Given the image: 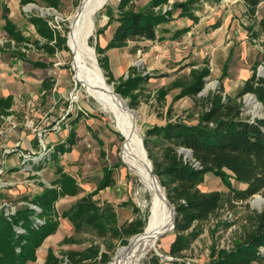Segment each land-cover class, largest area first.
<instances>
[{
	"label": "rangeland",
	"instance_id": "1",
	"mask_svg": "<svg viewBox=\"0 0 264 264\" xmlns=\"http://www.w3.org/2000/svg\"><path fill=\"white\" fill-rule=\"evenodd\" d=\"M118 1L107 0L93 16V30L89 36L92 37V45L89 38L87 42L93 48L96 59L93 45L96 42L100 45L102 36L109 33L117 22H111L101 34L97 31L111 15L116 14ZM172 1L163 10H169ZM80 3L81 0H60L55 8L48 6L45 0H30L27 3L23 0H0V45L5 47L7 42L2 19L7 13L31 41L40 39V36L28 18L32 15L43 17L52 29L66 35L68 46V50L48 55L29 43V47L22 48L26 53L25 60L11 57L7 48L0 50V94H12L14 97L13 115L5 117L6 120L0 124V168H4L0 174V206L6 216L13 215L12 212L23 206L30 207L31 203L24 198L38 194L40 187L49 186L57 176L59 166L72 175L81 187L77 195L64 196L55 203L59 213L81 196L96 190L94 200L99 205L111 204L118 225L127 224L143 218L146 212L149 216L150 195L141 191L138 178L121 159L123 136L115 126L113 115L90 96L83 83L76 78L68 33L70 18ZM147 3L148 0H136L135 8L140 9ZM178 12H173L172 20L166 24L170 30L164 33L161 40L140 41L139 44L128 42L124 46L126 48L119 47V50L113 51L112 67L109 64L112 82L107 81L101 69L113 88L127 78L132 66L139 74L151 76L143 84V89L138 90L137 105H128L137 113L136 124L141 138L148 127L164 124L167 119L197 122L198 114L206 106L204 99L221 86L223 94L236 96L248 75L244 70H252L255 64L257 76L264 78V63L260 61L264 55V36L258 26L259 18L264 17V3L258 6L254 17L248 16L239 0L197 5L195 14L199 20L196 23ZM249 27H253L252 31L248 30ZM254 33L257 36L253 38ZM33 61H41L46 67H34ZM203 67H207L210 74L205 77L201 92L195 98H176L181 90L180 84L189 83L191 69ZM44 80L52 86L45 88L42 85ZM72 92L78 96L73 103L70 102ZM248 95L250 93L241 98L243 114L262 116L264 105L253 94L256 102L250 103ZM121 97L127 104L130 102L129 96ZM24 136L36 140L38 152L46 146V154L39 155L36 161H24L14 151L5 152L6 149L18 148L16 142ZM68 137L74 140L70 151L55 158L49 156L54 146L67 143ZM185 156L189 155L185 153ZM42 158H45L44 167L37 171L32 164ZM10 160L17 164L11 167ZM105 175L110 177V184L98 189ZM226 180L236 188L242 187L229 176ZM18 181L24 185L27 181L28 184L24 189L19 187L18 191H9L17 187ZM200 188L203 191L226 189L223 181L211 172L205 175ZM257 197L264 199L263 195L255 194L244 201H235L233 208L227 206L208 219L195 223L193 229L198 235L179 255H171L168 251L175 237L172 230L171 239L167 243L159 241L156 249L149 251L138 264H209L212 250L231 248L252 228L254 214L264 213V204L258 203ZM132 237L127 244H122L118 237H100L90 229L77 233L68 219L60 218L56 232L44 239L36 251V259L27 264H44L49 250L62 259L67 251L81 252L91 245L100 246V251H108L112 261L117 250L127 246ZM252 264H264V261Z\"/></svg>",
	"mask_w": 264,
	"mask_h": 264
},
{
	"label": "trees",
	"instance_id": "2",
	"mask_svg": "<svg viewBox=\"0 0 264 264\" xmlns=\"http://www.w3.org/2000/svg\"><path fill=\"white\" fill-rule=\"evenodd\" d=\"M29 1L23 0V3ZM45 1L48 6L55 8L60 2ZM135 1L119 0L116 14L111 15L102 29L97 31V34H101L112 21L117 22L105 47L97 42L93 45L98 64L109 83L113 81V77L106 50L124 47L130 41L161 40L164 38L162 33L169 31L165 25L172 20L175 10H179L180 16L196 23L199 20L195 14L197 5L221 0H174L169 10H163V7L170 0H148L140 9L135 8ZM241 1L249 17H254L258 6L264 3V0ZM5 11L8 12V8ZM2 19L7 42L5 47L0 45V50L7 48L15 59H26L22 48L29 47V43L48 55H54L62 49L68 50L66 35L58 29H52L43 17L32 15L28 18V22L40 36V39L32 41L22 33L7 13L3 14ZM258 26L264 36V17L258 20ZM252 29L253 27L248 28L249 31ZM256 36L254 33L252 37ZM89 43L92 45V37L89 38ZM260 61L264 63V55ZM32 65L46 67L41 61H33ZM256 66H253L251 76L243 82L236 96L223 94L222 86L210 93L204 99L206 106L198 114L197 122L167 119L164 124H155L145 130L142 142L151 161L152 172L159 178L175 211V237L168 250L171 255L181 254L188 248L190 241L197 237L198 233L193 229L195 223L208 219L221 209L228 208L227 206L233 208L235 201H244L255 194L264 196V114L260 117L243 114L241 101L243 95L250 93L264 105V78L257 76ZM129 70L131 72L127 78L120 81L114 89L124 98L129 96L128 105L135 107L138 103V90L143 89V84L151 76L139 74L133 66ZM209 74L207 67L192 68L189 83L180 84L181 90L176 98H195L203 89L205 77ZM47 81L44 80L42 85L50 88L52 83ZM12 104L13 95L0 97V124L3 122L2 116L10 114ZM67 139V143L61 142L54 146V151L49 156L53 155L55 158L58 154L70 151L74 140L71 137ZM186 152H189V156H185ZM44 160L42 158L33 162L32 167L37 171L41 170ZM209 172L223 181L225 190H201L200 185ZM56 174L50 185L43 187L42 192L24 198L25 201L37 205L40 211L23 206L13 215L6 216L4 208L0 206V264H27L35 260L38 247L45 238L56 232L60 218L68 219L77 233L90 229L100 237H118L122 244H127L130 237L143 231L148 212L143 218L118 225L113 206L109 203L99 205L94 200L96 190L81 196L68 209L59 213L55 203L64 196L77 195L81 187L62 167L58 166ZM228 176L242 184V187H234L226 180ZM109 184L110 177L105 175L97 188L102 189ZM15 227L24 231L18 233ZM110 259L108 251H100V246L91 245L81 252L67 251L62 259L49 250L44 264H108ZM262 261L264 213H256L252 217V228L231 248L211 251L209 264H252Z\"/></svg>",
	"mask_w": 264,
	"mask_h": 264
},
{
	"label": "bare ground",
	"instance_id": "3",
	"mask_svg": "<svg viewBox=\"0 0 264 264\" xmlns=\"http://www.w3.org/2000/svg\"><path fill=\"white\" fill-rule=\"evenodd\" d=\"M106 1L81 0L70 18L68 45L74 55L73 66L77 80L83 83L90 96L113 115L115 126L123 136L121 159L127 169L138 178L141 191L150 195L149 216L143 231L133 236L127 246L119 248L109 263L138 264L149 251L156 249L159 241L167 243L171 239L172 212L164 188L159 178L153 174L151 162L142 146L136 124L137 113L129 108L126 100L106 81L94 50L87 42L93 30V16ZM248 101L256 102L252 94L248 95ZM257 202L264 204V199L257 197Z\"/></svg>",
	"mask_w": 264,
	"mask_h": 264
},
{
	"label": "crops",
	"instance_id": "4",
	"mask_svg": "<svg viewBox=\"0 0 264 264\" xmlns=\"http://www.w3.org/2000/svg\"><path fill=\"white\" fill-rule=\"evenodd\" d=\"M239 1H241V0H239ZM170 2V1H169ZM173 2V1H172ZM242 3H243V1H241ZM204 3V2H203ZM208 3H213V2H208ZM244 5V4H243ZM246 9V8H245ZM179 13V12H178ZM260 19V18H259ZM115 21H112V23H114ZM116 25H112V30H110L109 31V33L108 32H106V34H105V36H102L103 38H102V41H101V44H100V46L101 47H105L106 46V44H107V42L109 41V39L111 38V35H112V32H113V29H114V27H115ZM34 27V26H33ZM165 27L166 28H168L166 25H165ZM35 29V28H34ZM168 30H170V28H168ZM169 32V31H168ZM162 35H165L164 33H162ZM145 41H149V40H145ZM130 42H132V43H137V42H135V41H130ZM139 42L140 41H138V43L137 44H139ZM152 42V41H151ZM157 42V41H156ZM123 48H126V47H123ZM115 50H119V48H110V49H108V50H106V52H105V54L108 56V59H109V64H110V66L112 67V55H113V51H115ZM245 72H248V75L245 77V79H244V81L247 79V78H249L250 76H251V74H252V70H244ZM222 75H223V72H222ZM224 76V75H223ZM243 81V82H244ZM243 82H242V84H241V86L243 85ZM4 86H5V84H4ZM7 95H9V94H0V97H2V96H7ZM12 95V94H11ZM13 104H14V97H13ZM13 104H12V106H11V108H10V114L9 115H7L6 117H8V116H12L13 114ZM3 117V121H4V119H5V117L4 116H2ZM6 120V119H5ZM3 123V122H2ZM16 146H18V148L17 147H15V148H13V149H15V150H27V151H31V152H37L38 150L36 149L37 148V142H36V140H32L31 138H29V136H24L23 138H21V140L20 141H18V142H16ZM15 152V151H14ZM16 153V152H15ZM17 154V153H16ZM17 164V163H16ZM16 164H14V162L12 161V160H10V162H9V165L11 166V167H14ZM21 171V170H20ZM19 171V172H20ZM11 173H14V172H11ZM32 173V172H31ZM32 183H33V181H31ZM24 183H27L28 184V182L26 181V182H24ZM31 183V184H32ZM27 184H25V185H27ZM17 185V187H14V188H10L9 189V191H12L13 189H17L16 191H18V189H19V187H22L23 189H24V187H26L24 184H23V182L22 181H18V183L16 184ZM42 190H43V187H40V191L38 192V193H40V192H42Z\"/></svg>",
	"mask_w": 264,
	"mask_h": 264
},
{
	"label": "built area",
	"instance_id": "5",
	"mask_svg": "<svg viewBox=\"0 0 264 264\" xmlns=\"http://www.w3.org/2000/svg\"><path fill=\"white\" fill-rule=\"evenodd\" d=\"M166 6L167 5H165V7ZM164 10H166V9H164ZM77 97H78L77 94L72 92L71 96H70V102L73 103L77 99ZM70 109H72V107ZM46 149H47L46 146H44L43 149H42V152H38V151L37 152H31V151L15 150V149L12 148V149H6L5 152L9 153L11 151H15L19 156L23 157L24 161H36L37 157L39 155H41L42 153L46 154ZM3 172H4V168L1 167L0 168V174H2ZM30 207L35 209L36 211H40L39 207L37 205H35V204L31 203ZM12 214H14V213L12 212ZM8 216H10V214H8ZM15 229H16V231L18 233H21V232L24 231L20 227H15Z\"/></svg>",
	"mask_w": 264,
	"mask_h": 264
},
{
	"label": "water",
	"instance_id": "6",
	"mask_svg": "<svg viewBox=\"0 0 264 264\" xmlns=\"http://www.w3.org/2000/svg\"><path fill=\"white\" fill-rule=\"evenodd\" d=\"M117 93V92H116ZM117 94H119V93H117ZM141 140H142V138H141ZM142 146H143V142H142ZM143 148H144V146H143ZM144 150H145V148H144ZM145 152H146V150H145ZM186 154L188 155L189 154V152H186ZM154 174V173H153ZM157 176V175H156ZM165 195H166V193H165ZM167 203H168V205H169V207L171 208V212H172V224H173V226H172V230L174 229V217H175V211H174V207L172 206V204L168 201V199H167Z\"/></svg>",
	"mask_w": 264,
	"mask_h": 264
}]
</instances>
